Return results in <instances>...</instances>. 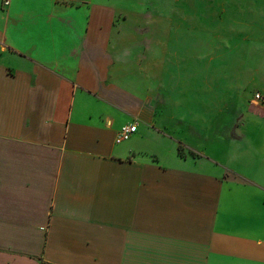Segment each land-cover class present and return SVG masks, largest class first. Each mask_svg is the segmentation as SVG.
Returning a JSON list of instances; mask_svg holds the SVG:
<instances>
[{
    "label": "crops",
    "instance_id": "1",
    "mask_svg": "<svg viewBox=\"0 0 264 264\" xmlns=\"http://www.w3.org/2000/svg\"><path fill=\"white\" fill-rule=\"evenodd\" d=\"M117 11L0 0V264H264V166L182 158Z\"/></svg>",
    "mask_w": 264,
    "mask_h": 264
},
{
    "label": "rangeland",
    "instance_id": "2",
    "mask_svg": "<svg viewBox=\"0 0 264 264\" xmlns=\"http://www.w3.org/2000/svg\"><path fill=\"white\" fill-rule=\"evenodd\" d=\"M95 1L118 10L135 55L143 45L145 54L166 57L162 75L148 79L149 95L161 100L182 158L198 155L186 140L225 134L230 157L264 166V105L254 101L264 98V0Z\"/></svg>",
    "mask_w": 264,
    "mask_h": 264
},
{
    "label": "built area",
    "instance_id": "3",
    "mask_svg": "<svg viewBox=\"0 0 264 264\" xmlns=\"http://www.w3.org/2000/svg\"><path fill=\"white\" fill-rule=\"evenodd\" d=\"M5 6H9L11 0H2ZM254 101L256 103H263L264 105V98L261 94H257L254 97ZM137 133V125L135 123L127 124L122 126L120 131H118L115 142L116 144L120 145L133 137Z\"/></svg>",
    "mask_w": 264,
    "mask_h": 264
},
{
    "label": "trees",
    "instance_id": "4",
    "mask_svg": "<svg viewBox=\"0 0 264 264\" xmlns=\"http://www.w3.org/2000/svg\"><path fill=\"white\" fill-rule=\"evenodd\" d=\"M180 154H181V152H180Z\"/></svg>",
    "mask_w": 264,
    "mask_h": 264
}]
</instances>
